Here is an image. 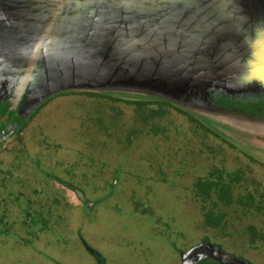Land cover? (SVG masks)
Segmentation results:
<instances>
[{
	"label": "flooded vegetation",
	"instance_id": "obj_1",
	"mask_svg": "<svg viewBox=\"0 0 264 264\" xmlns=\"http://www.w3.org/2000/svg\"><path fill=\"white\" fill-rule=\"evenodd\" d=\"M212 100L259 121L252 146L168 106L101 100L132 108L95 116L103 148L84 149V129L52 147L34 115L0 146V249L25 248L14 264H111L106 239L119 264H264V92ZM79 146L72 163L60 149Z\"/></svg>",
	"mask_w": 264,
	"mask_h": 264
},
{
	"label": "water",
	"instance_id": "obj_2",
	"mask_svg": "<svg viewBox=\"0 0 264 264\" xmlns=\"http://www.w3.org/2000/svg\"><path fill=\"white\" fill-rule=\"evenodd\" d=\"M262 92L264 0H0V146L79 93L168 104L241 146L259 121L212 99Z\"/></svg>",
	"mask_w": 264,
	"mask_h": 264
},
{
	"label": "rangeland",
	"instance_id": "obj_3",
	"mask_svg": "<svg viewBox=\"0 0 264 264\" xmlns=\"http://www.w3.org/2000/svg\"><path fill=\"white\" fill-rule=\"evenodd\" d=\"M38 112L36 113L37 115L35 114L36 117L29 126V128L35 130L37 134H42V137L38 138V144L40 143L42 145H48L49 143L50 144L52 143V147H53L55 146V144H60L59 142L60 139L63 138V135H65V138H67L66 135L67 136L73 135L78 132L77 130L84 129L85 130L84 134L87 135L86 137L89 138V140L91 139L92 142L93 140L96 141L95 145L92 146L91 148H88V144H90L91 141L85 142L84 149L88 151H94L103 148L105 145V141L103 143L98 142V140L102 135L99 137V133L96 130H93L96 129V127H98L95 124L96 122L95 116L98 115L99 113L103 114L104 116L106 115V113L107 114L117 113L120 115L128 113L131 115L132 108L126 107L124 105L115 106L113 104H106L101 100L91 99L86 96L69 95L53 100L42 111H38ZM108 116L110 115H106L105 117L110 119V117ZM48 132L51 133L50 134L51 138L44 136V134H47ZM96 134L98 135V137L96 136ZM102 138L105 139L104 136H102ZM14 141L15 139L13 138L7 144L9 143L13 144ZM91 144L93 145L94 143ZM60 149L61 150L64 149L63 151L67 150V152L68 151L70 152L71 154L70 158H68L67 160L71 161V163L79 160L78 153L79 150L81 149L80 146L74 149L76 150L75 152L66 149V147L64 148L61 147ZM136 155H138V153ZM91 159L94 161V158ZM101 229L103 228H99V231ZM112 238L113 236L110 237V240H112ZM98 242L100 241L98 240ZM114 244L115 241L109 244L107 243V240L104 239L103 246L100 244L101 248L99 249L103 250L108 255L109 258H113L111 264H119L114 259L115 256ZM25 251H26L25 248H23L20 252L24 253ZM20 252L18 249H9V248L0 249V264H14V261L20 257ZM162 257L164 259V255L163 256L161 254L156 255V259L158 261H162L160 260L162 259ZM82 259H84V257H80L74 261L65 258L64 261L65 263L66 261H68V263L70 264L71 263L82 264L84 262H87V261H83ZM37 260L39 259L37 258ZM173 263H175L173 257H170L169 259H166L165 262H163V264H173ZM41 264H44V261H42Z\"/></svg>",
	"mask_w": 264,
	"mask_h": 264
},
{
	"label": "trees",
	"instance_id": "obj_4",
	"mask_svg": "<svg viewBox=\"0 0 264 264\" xmlns=\"http://www.w3.org/2000/svg\"><path fill=\"white\" fill-rule=\"evenodd\" d=\"M79 94H81V93H79ZM83 96H86V97H89V98H93V99H100V100H109V101H111V102H119V101H122V100H117V99H113V98H108V97H104V96H98V95H94V94H82ZM125 102V101H124ZM126 102H128V101H126ZM129 104H132V103H134V104H137L138 106H144V105H148V104H156V105H160V106H168V107H171V108H174L175 110H178L179 112H181V113H185V112H183V111H181V110H179V109H177V108H175V107H173V106H170V105H168V104H164V103H150V102H128ZM162 111V110H161ZM163 112V111H162ZM192 120L194 119V118H192L191 116H189Z\"/></svg>",
	"mask_w": 264,
	"mask_h": 264
}]
</instances>
